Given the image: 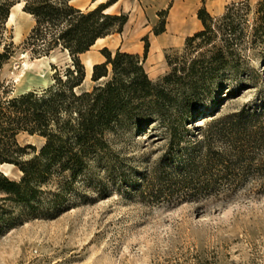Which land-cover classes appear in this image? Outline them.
Wrapping results in <instances>:
<instances>
[{
	"label": "trees",
	"instance_id": "obj_1",
	"mask_svg": "<svg viewBox=\"0 0 264 264\" xmlns=\"http://www.w3.org/2000/svg\"><path fill=\"white\" fill-rule=\"evenodd\" d=\"M73 1L0 0V231L78 206L86 198L81 186L101 168L113 182L135 186L150 202L226 200L245 189L264 195V101L223 115L207 108L200 136L188 126L202 116L194 107L214 78L229 67L240 75L247 52L264 45V0L253 22L245 2L227 5L218 16L201 7L203 28L186 39L184 61L166 54L169 70L157 79L145 67L149 43L143 57L104 48L105 60L93 65L91 89L83 88L87 68L82 55L99 39L122 33L129 14L107 11L118 0L86 9ZM21 2L35 19L23 42L25 51L42 58L60 50L71 63L53 64L49 85L17 91L3 72L17 53L14 34L5 37V32L12 8ZM159 15L156 35L167 30L168 12ZM148 129H160L167 148L134 179V169L120 167L111 136ZM23 135L41 143L21 141ZM6 164L19 177L6 174L1 169Z\"/></svg>",
	"mask_w": 264,
	"mask_h": 264
},
{
	"label": "rangeland",
	"instance_id": "obj_2",
	"mask_svg": "<svg viewBox=\"0 0 264 264\" xmlns=\"http://www.w3.org/2000/svg\"><path fill=\"white\" fill-rule=\"evenodd\" d=\"M233 2L249 4L254 21L259 0H121L115 9L129 14L124 31L99 40L82 57L83 62L90 68L105 60L104 48L143 57L149 43L147 71L164 75L169 70L166 54L184 61L186 39L203 28L199 9L206 6L218 16ZM161 11L168 12L167 30L156 35L153 30L162 19ZM32 22L18 6L5 32V37L14 34L18 48L3 77L12 80L17 91L50 83L53 64L62 68L71 63L60 50L42 58L25 51L23 42ZM256 51L247 52L246 71L240 75L229 67L214 78L196 102L194 111L202 116L188 124L192 133L197 134L207 122L203 113L207 108L223 115L264 101V45ZM91 75L88 72L84 89L96 84ZM111 138L120 153V167L128 172L134 169V179L149 170L167 148L160 129L128 130ZM28 139L41 143L37 138L20 137ZM3 169L13 177L20 175L13 165ZM87 182L81 186L86 198L78 206L54 218L39 217L1 230L0 264H264V195L245 189L226 200L150 202L135 192V186L113 182L104 168L94 170Z\"/></svg>",
	"mask_w": 264,
	"mask_h": 264
},
{
	"label": "crops",
	"instance_id": "obj_3",
	"mask_svg": "<svg viewBox=\"0 0 264 264\" xmlns=\"http://www.w3.org/2000/svg\"><path fill=\"white\" fill-rule=\"evenodd\" d=\"M79 1H81V0H74L73 2H74V4L77 6V7H79V8H82V9H86V8H94V7H96L97 5H99L100 3H103V2H107L106 0H92L90 3H88V4H86V5H78L77 4V2H79ZM120 2H121V0H118L116 3H114L113 5H111L108 9H107V11L108 12H111V13H120L121 11H119V10H116L115 8H116V6H118L119 4H120ZM18 6H20V9L24 12V13H26V14H28L31 18H32V20H33V24H32V26H31V29H32V27L34 26V24H35V19H34V17L31 15V14H29V13H27V12H25L24 11V9H23V7H24V3L23 2H21V3H18V4H16L13 8H12V11H11V14H10V17H11V15L13 14V17H12V19H10L9 18V20H8V22L9 21H11V20H13V18H14V16H15V9L18 7ZM180 12V11H179ZM128 24V23H127ZM30 29V30H31ZM30 32V31H29ZM166 32V31H165ZM164 32V33H165ZM113 35V34H112ZM109 36H111V35H109ZM109 36H107V37H109ZM107 37H104V38H101V39H99V40H103V39H106ZM14 39H15V37H14ZM98 40V41H99ZM97 41V42H98ZM97 42H96V44H97ZM95 44V45H96ZM94 45V46H95ZM93 46V47H94ZM92 47V48H93ZM92 48H91V50H92ZM90 50V51H91ZM90 51H88L87 53H89ZM87 53H85V54H87ZM85 54H83L82 55V57L85 55ZM104 60L102 59L101 61H98V62H103ZM98 62H95V63H98ZM95 63H93L90 67L91 68H87V70H88V72L90 73L91 72V74H92V70H93V65L95 64ZM145 67H146V64H145ZM147 69V68H146ZM88 72H87V75H88ZM149 73V72H148ZM162 73H158V74H150V77L151 78H153V79H157L158 77H160V76H162L161 75ZM50 83H48V84H45V85H41L40 87H43V86H47V85H49ZM28 89H31V88H28Z\"/></svg>",
	"mask_w": 264,
	"mask_h": 264
},
{
	"label": "water",
	"instance_id": "obj_4",
	"mask_svg": "<svg viewBox=\"0 0 264 264\" xmlns=\"http://www.w3.org/2000/svg\"><path fill=\"white\" fill-rule=\"evenodd\" d=\"M3 166H4V165L1 166V169L4 171ZM4 172H5V171H4ZM5 173H6V172H5ZM6 174H8V173H6Z\"/></svg>",
	"mask_w": 264,
	"mask_h": 264
},
{
	"label": "bare ground",
	"instance_id": "obj_5",
	"mask_svg": "<svg viewBox=\"0 0 264 264\" xmlns=\"http://www.w3.org/2000/svg\"><path fill=\"white\" fill-rule=\"evenodd\" d=\"M12 17H13V14L11 15V17H10V19H12ZM91 68V67H90ZM9 172V171H8Z\"/></svg>",
	"mask_w": 264,
	"mask_h": 264
}]
</instances>
